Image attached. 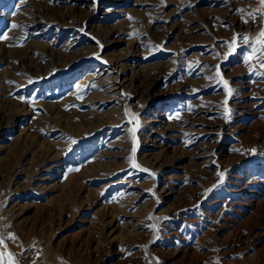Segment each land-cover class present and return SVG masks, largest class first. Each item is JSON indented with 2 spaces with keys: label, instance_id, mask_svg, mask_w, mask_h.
<instances>
[{
  "label": "rangeland",
  "instance_id": "1",
  "mask_svg": "<svg viewBox=\"0 0 264 264\" xmlns=\"http://www.w3.org/2000/svg\"><path fill=\"white\" fill-rule=\"evenodd\" d=\"M261 31L260 0H0V252L264 264Z\"/></svg>",
  "mask_w": 264,
  "mask_h": 264
},
{
  "label": "snow or ice",
  "instance_id": "2",
  "mask_svg": "<svg viewBox=\"0 0 264 264\" xmlns=\"http://www.w3.org/2000/svg\"><path fill=\"white\" fill-rule=\"evenodd\" d=\"M260 3H261L262 6H264V0H260ZM12 27L16 28V27H18V25L13 24ZM4 38H6V37L0 35V39H4ZM242 39H244L245 41H248L250 38L249 37H243ZM235 44H236L235 40L233 42H231L230 46L233 48V50L235 48ZM257 53H259V55H257ZM230 54H231V52L229 53V55ZM254 57H255L256 60L259 61L260 67L264 68V31H261V33L259 35V38L257 40V46L252 47V51H251V53L248 54L247 59L249 61H251ZM225 58H227V57H225ZM219 75H220L219 66H217V76H219ZM223 83H224L225 86H227L228 82L227 81H223ZM229 94L231 95V90H229ZM21 99H23V98H21ZM226 103H227V101H225V104ZM137 123H138V119H137ZM71 142L73 144L76 143V141L74 139ZM135 150L136 149L134 147L133 148V153H135ZM69 151H71V149H69ZM73 170H78V169H69V171H73ZM8 239L12 240V241H15L16 237L14 235H10L8 237ZM0 246H3L5 249H7V245L5 244L3 238H0ZM5 257H7V258L5 259ZM0 264H17V262L15 261L12 253L5 251V252H0Z\"/></svg>",
  "mask_w": 264,
  "mask_h": 264
},
{
  "label": "crops",
  "instance_id": "3",
  "mask_svg": "<svg viewBox=\"0 0 264 264\" xmlns=\"http://www.w3.org/2000/svg\"><path fill=\"white\" fill-rule=\"evenodd\" d=\"M259 264H262L261 262H259Z\"/></svg>",
  "mask_w": 264,
  "mask_h": 264
}]
</instances>
